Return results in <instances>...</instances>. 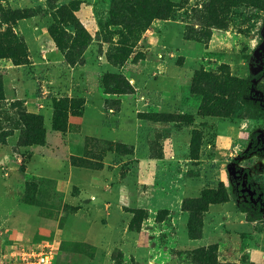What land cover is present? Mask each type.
Returning <instances> with one entry per match:
<instances>
[{
	"label": "rangeland",
	"instance_id": "1",
	"mask_svg": "<svg viewBox=\"0 0 264 264\" xmlns=\"http://www.w3.org/2000/svg\"><path fill=\"white\" fill-rule=\"evenodd\" d=\"M129 1L0 0V264L46 244L54 264H264L233 198L264 171L239 95L264 1L170 0L114 65Z\"/></svg>",
	"mask_w": 264,
	"mask_h": 264
},
{
	"label": "trees",
	"instance_id": "2",
	"mask_svg": "<svg viewBox=\"0 0 264 264\" xmlns=\"http://www.w3.org/2000/svg\"><path fill=\"white\" fill-rule=\"evenodd\" d=\"M174 7L175 5L170 0H130L122 8L128 11L130 15L122 14L119 18V25L121 26L119 37L115 43L114 51L109 55L112 63L114 65H121L125 62L133 53L134 44L142 29L150 25L155 18L169 16ZM261 9L264 11V3ZM259 62L254 60L255 66ZM263 77L264 64L256 73L240 81L239 95L244 106L255 112H259L264 117V82L261 81ZM112 78L114 79L115 86L113 91H116L115 93L125 94L129 90H132L128 80L122 78L121 75L115 74ZM256 90L263 94L262 100L255 96ZM250 143L249 150L252 152L258 151L263 145L258 133L252 134ZM262 150L264 151L263 148ZM262 153L264 154V152ZM247 182L249 189L253 193L252 197L256 199V202L249 195L246 198L239 199L238 197L241 195V186H239L237 191L233 193V198L237 202V208L240 212L246 214L248 221L264 222V171L247 176ZM217 198L221 199V201H226L227 197L224 196V192H221ZM211 200L212 198H209L208 201H204L201 198L199 202L209 204Z\"/></svg>",
	"mask_w": 264,
	"mask_h": 264
},
{
	"label": "built area",
	"instance_id": "3",
	"mask_svg": "<svg viewBox=\"0 0 264 264\" xmlns=\"http://www.w3.org/2000/svg\"><path fill=\"white\" fill-rule=\"evenodd\" d=\"M54 246L46 244L34 248H22L18 254L4 258L1 264H54Z\"/></svg>",
	"mask_w": 264,
	"mask_h": 264
},
{
	"label": "water",
	"instance_id": "4",
	"mask_svg": "<svg viewBox=\"0 0 264 264\" xmlns=\"http://www.w3.org/2000/svg\"><path fill=\"white\" fill-rule=\"evenodd\" d=\"M264 52V44L260 46L258 50L255 51V60L258 61V58H260L261 53Z\"/></svg>",
	"mask_w": 264,
	"mask_h": 264
},
{
	"label": "flooded vegetation",
	"instance_id": "5",
	"mask_svg": "<svg viewBox=\"0 0 264 264\" xmlns=\"http://www.w3.org/2000/svg\"><path fill=\"white\" fill-rule=\"evenodd\" d=\"M258 62L259 63H257L258 65L256 66V68L261 69L262 65L264 64V58L263 57L258 58ZM254 64H256V63H254Z\"/></svg>",
	"mask_w": 264,
	"mask_h": 264
}]
</instances>
